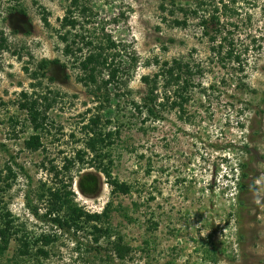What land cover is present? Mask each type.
Masks as SVG:
<instances>
[{
    "label": "rangeland",
    "instance_id": "1",
    "mask_svg": "<svg viewBox=\"0 0 264 264\" xmlns=\"http://www.w3.org/2000/svg\"><path fill=\"white\" fill-rule=\"evenodd\" d=\"M201 1L88 0L91 14L77 12L83 24L77 32L92 43L77 42L67 53L59 35L67 30L60 21L69 0H0V31L8 44L0 54V188L6 165L16 174L0 198L32 238L56 237L37 246L48 251L46 258L34 246L22 264H264V0ZM43 8L49 25L41 19ZM175 19L186 25H175ZM106 35L117 45L108 52L120 70L106 89L100 81L108 70H102V90L95 94L94 84L79 79L85 75L80 61ZM223 37L233 42L242 70L215 56L213 46L227 43ZM42 59L58 62L35 79L31 72ZM173 60L193 72L192 86L183 92L187 101L171 108L178 87H168L165 95L160 77L157 103L164 105L158 104L157 117H147L133 106L147 92L142 77L152 78ZM21 91L55 100L36 151L23 144L33 130L19 108ZM96 114L99 127L112 132L99 161L131 185L130 193L111 194L95 166L99 161L86 151L83 126ZM79 149L86 152L83 162ZM66 158L73 162L68 171ZM86 170L99 181L85 195L76 182ZM60 179L70 181L74 202L88 212L112 202L110 238L96 243L91 223L65 230L41 217L48 204L41 195ZM117 235L132 248L122 262L111 250ZM16 248L12 240L0 264Z\"/></svg>",
    "mask_w": 264,
    "mask_h": 264
},
{
    "label": "trees",
    "instance_id": "2",
    "mask_svg": "<svg viewBox=\"0 0 264 264\" xmlns=\"http://www.w3.org/2000/svg\"><path fill=\"white\" fill-rule=\"evenodd\" d=\"M88 0H69L68 7L66 9V13L60 21L61 28H66L65 33L59 35L60 39L65 42V51L67 53H72V47L77 44V42L84 41L86 38L84 34L81 32H77L83 24L77 18V12L86 16L87 14H91V10L86 4ZM201 1V0H200ZM202 3V1H201ZM183 11L184 9H180ZM183 12H186L185 10ZM194 14H197L196 10L191 11ZM48 12L46 10H42V21L45 25H49L48 22ZM87 21V20H86ZM175 25H186V20H173ZM207 20L201 19V25L206 27ZM71 31H76L72 33ZM219 31V30H218ZM220 33V31L218 32ZM205 34H207L205 32ZM214 40L215 38L212 37ZM224 42H219L217 45L213 46V51L217 59L223 63L226 61L237 63L240 70L241 60L238 54L234 51L233 42L231 40L226 41L227 39L223 37ZM85 44H90L92 41L86 40ZM117 45L115 41H113L109 35L105 36V43L95 44L89 54L83 60L80 61V66L85 72V75L82 76L80 81L84 83V85H88L89 83L94 84L95 94L102 90L101 85L106 89L108 85L112 82H115L117 74L119 73V66L114 65V57L111 58L108 50L115 48ZM226 47V48H225ZM8 48L7 38L4 33L0 31V54ZM78 51H81L82 48L77 47ZM57 59L48 60L42 59L37 63L36 70L31 72V76L35 79L46 77V73L49 65L57 63ZM161 72L155 74L152 78L148 76L142 77L143 81L147 85V92L145 96H143L141 103H133L134 108L140 113L146 112L147 117H157V107L158 104L164 105V102H158V83L159 78L165 79L163 85L165 87V95L167 93L168 87L172 85H177L178 88L173 90V93L176 94L177 99L175 98L171 104V108L179 107L182 108L184 102L187 101L186 96L183 95V92L187 91L189 87L192 86V82L190 81L191 76H193L192 70L186 63H181L180 61L173 60V64L168 62H164L161 66ZM107 69V78L101 79L100 83H97V75H100L101 71ZM21 96L24 97V100L19 102V108L25 112L27 117V122L33 130V133L28 136L27 139L23 141L24 147L30 151H36L43 147V143L41 141V133L46 130V122L48 120V110L53 105L54 99L49 100L47 96L39 97H29L27 92L21 91ZM105 101H109L108 96L106 94L102 95ZM168 99V96H166ZM15 124H19L20 121L14 120ZM100 117L99 115H95L89 118L87 124L83 126L84 130L87 133V139L84 142L86 147V151L91 153L92 161L98 160L101 158L102 153L101 148L108 146L112 143L111 131H103L99 127ZM86 154L84 150H77L76 156L82 162L84 161L83 156ZM64 169L69 170V165H72L73 162L66 158ZM92 163V162H91ZM96 168L101 170L107 179L108 183L111 186V194L123 193L127 194L131 191V185L126 182H120L115 177H113L110 173V168L102 165L99 161L98 164H95ZM7 170V174L3 177V188L0 190L5 191L11 187V182L16 178L15 172L11 169L9 165L5 166ZM52 170H55V176L58 177V170L56 166L51 167ZM99 176L91 170H86L83 172L78 178L76 184L78 188L86 195L89 191H93L94 188L98 185ZM240 188H242L241 183ZM70 181L65 182L63 179L58 181V185L56 187H48L47 194H42V199L45 197L47 201V207L42 213L41 217L43 219H47L52 222V224L57 225L59 228H63L65 230H69L70 228H82V224L91 223L90 227L92 228L91 234L93 235V241L96 243L99 241L100 237H109V227H108V218L112 211L111 205L112 202H107L101 212H88L84 210L82 206H79L74 202V192L68 188L70 186ZM243 185V184H242ZM33 214L38 216L37 208L34 207ZM16 218L13 214L7 209V206L3 204L2 199L0 198V257H3L5 252L8 249L9 243L14 240L17 243V248L6 262V264H22L23 258L27 256L34 255L32 252V248L34 246H38L39 243L44 244V246L52 243L56 237L48 235V234H40L34 238H32L29 233L23 229V225L16 224ZM101 247L95 246L94 250L96 252H100ZM99 250V251H98ZM111 250L112 255H114L119 261H124L130 254L132 248L130 245L124 242L122 236L117 235L115 239L111 242ZM40 256H44L45 258L48 256V251L43 248V246L37 247L35 252ZM108 256L111 261L112 258ZM113 257V256H112ZM107 262V261H106ZM37 264H43L39 260L36 262ZM30 264V263H25Z\"/></svg>",
    "mask_w": 264,
    "mask_h": 264
}]
</instances>
